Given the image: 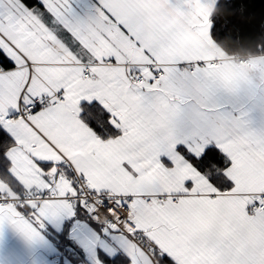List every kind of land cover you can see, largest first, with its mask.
<instances>
[{
	"label": "snow or ice",
	"instance_id": "1",
	"mask_svg": "<svg viewBox=\"0 0 264 264\" xmlns=\"http://www.w3.org/2000/svg\"><path fill=\"white\" fill-rule=\"evenodd\" d=\"M144 4L0 0V226L72 222L89 264H264V87L179 52Z\"/></svg>",
	"mask_w": 264,
	"mask_h": 264
},
{
	"label": "crops",
	"instance_id": "2",
	"mask_svg": "<svg viewBox=\"0 0 264 264\" xmlns=\"http://www.w3.org/2000/svg\"><path fill=\"white\" fill-rule=\"evenodd\" d=\"M217 0H193L182 11L171 0H145L144 8L156 28L173 38L177 50L181 53H199L206 61V67L217 71L240 87H264V54L253 58L248 64L238 65L231 57L226 56L207 34L195 33L187 24L186 18L193 13L211 16ZM215 66L211 67L210 63ZM217 64V65H216ZM251 118L256 126L264 124V115L254 111ZM69 221L46 224L55 233H61ZM77 225L70 223L68 237L71 254L76 263L63 257L56 242L43 231L40 238L29 239L10 224L0 226V264H89L90 256L77 242Z\"/></svg>",
	"mask_w": 264,
	"mask_h": 264
},
{
	"label": "trees",
	"instance_id": "3",
	"mask_svg": "<svg viewBox=\"0 0 264 264\" xmlns=\"http://www.w3.org/2000/svg\"><path fill=\"white\" fill-rule=\"evenodd\" d=\"M234 7L222 8L217 3L211 16H219L216 36L211 38L215 45L228 57L263 55L264 44V0H225ZM227 25V26H225ZM67 222L61 233H55L46 226L44 232L52 241L56 242L63 257L76 263V259L69 250ZM126 259V258H122ZM62 259L57 264H64Z\"/></svg>",
	"mask_w": 264,
	"mask_h": 264
},
{
	"label": "built area",
	"instance_id": "4",
	"mask_svg": "<svg viewBox=\"0 0 264 264\" xmlns=\"http://www.w3.org/2000/svg\"><path fill=\"white\" fill-rule=\"evenodd\" d=\"M259 57L258 55L257 56H239V55H234L233 57H231L234 62L238 65H244V64H248L253 58H257ZM210 66L213 67L215 66V63L214 62H211L210 63Z\"/></svg>",
	"mask_w": 264,
	"mask_h": 264
},
{
	"label": "water",
	"instance_id": "5",
	"mask_svg": "<svg viewBox=\"0 0 264 264\" xmlns=\"http://www.w3.org/2000/svg\"><path fill=\"white\" fill-rule=\"evenodd\" d=\"M47 225H45L42 229H40L41 231L45 232L47 230L46 228Z\"/></svg>",
	"mask_w": 264,
	"mask_h": 264
},
{
	"label": "bare ground",
	"instance_id": "6",
	"mask_svg": "<svg viewBox=\"0 0 264 264\" xmlns=\"http://www.w3.org/2000/svg\"><path fill=\"white\" fill-rule=\"evenodd\" d=\"M217 65V64H216Z\"/></svg>",
	"mask_w": 264,
	"mask_h": 264
}]
</instances>
